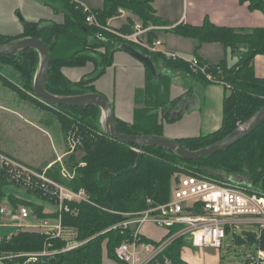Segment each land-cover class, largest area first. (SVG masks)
<instances>
[{
  "label": "trees",
  "instance_id": "obj_1",
  "mask_svg": "<svg viewBox=\"0 0 264 264\" xmlns=\"http://www.w3.org/2000/svg\"><path fill=\"white\" fill-rule=\"evenodd\" d=\"M53 1L58 2L57 8L63 14L61 21L21 18L22 30L15 35L0 34V44L24 37L43 40L50 54L45 89L59 96L100 93L95 89L94 82L112 65L114 52L122 50L120 44L125 40L120 34L134 31L132 18L140 20L144 27L166 24L156 14L153 0H103L101 8L90 9L95 13L100 26L85 21L87 13L80 3L74 0H51L50 3L53 4ZM241 1H248L251 10L260 9L264 12V0ZM121 8L129 13L125 23L115 30H109L106 28L108 20L119 15ZM171 30L192 38L195 51L204 42H219L236 58L231 65L226 59L217 64H207L200 60L201 64H205L203 72L194 70L189 64L190 60L167 56L129 42L148 55L157 67L161 62L166 68L181 71L203 85L212 83L207 79V74L224 83L227 92L222 100L220 126L205 134L175 139L186 148L197 150L228 135L264 106V78L255 75L252 65L255 55L264 54V26L235 29L215 25L206 19L201 25L177 24ZM157 32L155 29L146 32L149 43L157 37ZM98 33L101 37H97ZM39 63L40 56L34 48L23 49L12 55H0V67H11L19 76L11 78L0 68V82L20 99L52 112L63 136L71 128L77 131L79 141L76 152L65 159L66 166L74 170V176L71 179L63 178L59 173V164L56 163L47 170V175L73 190L83 188L89 202H70L71 210L61 212L62 225L76 231V239L83 241L81 245L20 264H103V255L121 263L115 255V249L123 239L129 237L130 229L107 228L126 219L127 213L147 209V199L153 204L167 202L172 177L178 172L204 173L210 178L228 183H233L234 176H240L245 186L264 194V121L244 138L221 151L196 160L183 159L164 147L129 144L108 136L103 130L102 110L97 105L65 107L51 106L40 101L33 90ZM87 63H91L93 69L78 80H70L62 71L64 67H82ZM144 68L147 80L145 87L137 92L136 101L140 105L135 108L132 121H124L114 114L117 131L121 134L162 136L164 123L176 121L181 115V112L174 113L172 110L180 97H168L167 75L159 73L154 78L145 65ZM110 104L114 107L112 102ZM80 162L83 164L79 165ZM205 169L211 170V174ZM5 184L7 182L0 176V200L5 195L2 191ZM28 192L46 199L40 192ZM9 199L14 208L22 204L37 217L52 218L57 215L45 211L43 206L34 202L15 199L11 195ZM47 241L45 234L23 229L11 239L0 241V254L39 251ZM50 241L51 248L64 245L60 239ZM248 241L252 243L253 236ZM257 242L264 248V234ZM185 243L182 238H177L163 254L173 264H191L181 257Z\"/></svg>",
  "mask_w": 264,
  "mask_h": 264
},
{
  "label": "crops",
  "instance_id": "obj_2",
  "mask_svg": "<svg viewBox=\"0 0 264 264\" xmlns=\"http://www.w3.org/2000/svg\"><path fill=\"white\" fill-rule=\"evenodd\" d=\"M51 0H0V34L15 35L22 30L21 18L27 20H54L61 21L63 14L59 11L58 2ZM83 6L91 9H99L103 5V0H74ZM249 2L241 0H153L152 5L156 14L165 21V25H160L161 29L157 30V37L160 43L155 45V50L163 54H173L185 60L193 57L207 64H217L226 59L231 65L235 61V56L229 52L219 42H204L199 49L195 51V41L190 37H185L174 33L171 28L177 24L201 25L204 20L211 23L231 27L235 29H246L264 26V12L260 9H249ZM57 9V10H55ZM129 15L124 10L123 14L112 17L107 22L109 30H115L125 23V18ZM134 20V18H132ZM133 25L135 21H132ZM253 70L257 77L264 78V54H257L252 60ZM156 71L167 75L169 78L166 85V93L169 98L180 97L178 103L173 107V112H181L179 119L173 122H166L163 125V136L176 139L187 136H195L205 134L216 130L222 119V100L227 92L223 85L218 83H210L203 85L193 80L178 70H170L163 63L155 66ZM93 69L91 63H87L82 67H64L63 73L70 80H78L85 73ZM146 70L144 65L136 58L123 50H116L113 54V63L108 66L105 72L94 82L95 89L102 93L110 102L113 103V112L115 116L124 120L132 121L134 110L140 105L137 101V92L145 87ZM157 80L155 81V83ZM2 85V83H1ZM1 87V86H0ZM6 88L5 86H3ZM8 89V88H7ZM0 91L7 93L4 89ZM19 102L26 109L31 110L30 106L24 102ZM15 103V102H14ZM13 103V104H14ZM13 104H1L0 113H11L15 119L23 120L24 123L31 124L33 134H25L23 141L19 142L23 145L32 142V137L36 136L35 130L43 129L48 139L50 136V144L53 146L54 155L44 160L42 163H33L28 158L22 157L20 153L13 149L4 147L3 141H0V152H3L15 159L36 169L51 168L53 164H59V159L64 157L66 146L60 140L61 134L54 132L49 126L42 127L41 123L34 118L31 121L29 115L24 111L17 112L16 108L11 107ZM33 111V110H32ZM37 115V114H36ZM37 122V123H36ZM40 129H39V128ZM18 128V127H17ZM23 130V126L18 128ZM24 131V130H23ZM62 141V142H59ZM16 142V141H15ZM19 145V146H23ZM18 146V144H17ZM36 148L35 143L32 144ZM17 149V147H16ZM34 161V159H32ZM18 186L5 184L2 191L5 194L0 200V207L4 206L8 210H16L9 199L11 195L15 199H22L34 202L44 207L45 211L53 212L55 206L45 207L41 200L35 194H31L24 190L25 195L19 192ZM49 203V202H48ZM53 203V202H52ZM28 221H32L30 218ZM27 222V220H26ZM19 222L13 220L9 214L0 213V235H5L12 230ZM147 224V223H146ZM31 229L32 228H26ZM141 234L152 240H159L164 235V230L153 224L142 225ZM201 253V251H198ZM203 260H198L192 255L185 245L181 250L182 259L191 264H219L217 258L206 254ZM103 264H121L103 255Z\"/></svg>",
  "mask_w": 264,
  "mask_h": 264
},
{
  "label": "built area",
  "instance_id": "obj_3",
  "mask_svg": "<svg viewBox=\"0 0 264 264\" xmlns=\"http://www.w3.org/2000/svg\"><path fill=\"white\" fill-rule=\"evenodd\" d=\"M82 5V4H81ZM83 6V5H82ZM86 11L85 21L88 24L100 26L95 13L87 6H83ZM119 9V13L123 14ZM144 27L141 23H134V31L130 34H120L125 43H134L149 50H155V45L160 43V39L155 38L151 43L147 40L146 32L149 29L159 30L162 27L150 25ZM107 28V27H106ZM97 37H101L98 33ZM130 42V43H129ZM167 56L175 57L173 54ZM190 66L196 70L205 71V64L193 57L189 61ZM212 83L223 85L211 74L206 75ZM227 86V85H226ZM70 148L66 153H70L77 147L78 141L71 133L67 135ZM59 173L65 179L74 176V170L69 169L66 164L59 159ZM47 170L38 171L33 167L0 152V176L11 185L21 187L27 191H37L53 202L57 215L50 218L37 217L24 205H19L16 210H8L0 207L1 214L11 215L17 224L10 232L0 235V241L9 240L17 235L21 230L32 228L47 236L48 241L39 251L2 253L0 254V264H8L7 260L17 254L29 255L32 261L40 257L52 256L58 252L73 249L83 242L76 240V231L61 223V212L70 211V202H89L88 195L83 188L73 190L47 175ZM148 208L135 213H127L128 216L121 223L123 228L133 224L129 237L123 239L115 249L117 259L123 264H173L172 261L163 254L164 250L177 238L186 241L193 248L203 247L220 248L228 233H232L236 238L249 243V237L253 236L256 247L252 251L248 264H264V248L260 247L258 240L264 234V194L254 191L250 186L243 184L222 182L203 174L179 173L172 177L170 198L163 204H153L147 199ZM32 221H28V219ZM27 220V222H26ZM146 223H151L165 232L159 240L149 239L141 234V227ZM116 228V225L111 226ZM255 228L256 230H252ZM108 229V230H109ZM241 229L237 235L236 230ZM52 239H60L64 245L59 248H51ZM5 255V256H4Z\"/></svg>",
  "mask_w": 264,
  "mask_h": 264
},
{
  "label": "water",
  "instance_id": "obj_4",
  "mask_svg": "<svg viewBox=\"0 0 264 264\" xmlns=\"http://www.w3.org/2000/svg\"><path fill=\"white\" fill-rule=\"evenodd\" d=\"M120 47L142 64H144L154 78L158 77L155 65L150 57L131 44L122 42ZM34 48L40 56V63L36 72L33 90L35 97L40 101L54 106L61 105L65 107H84L97 105L102 110L103 130L108 136L121 142L137 144L141 146H158L167 148L178 154L181 158L187 160H196L206 157L218 151H221L230 145L244 138L248 133L258 127L264 121V106L258 110L246 123L240 125L237 129L224 136L220 140L197 150H190L180 144L177 140L159 135H140V134H121L117 131V124L114 117L113 107L110 101L101 93H86L74 96H59L49 93L45 89L46 78L50 66V54L46 43L35 37H24L6 44H0V55H12L17 52ZM232 181L236 184H243L244 179L240 176H234Z\"/></svg>",
  "mask_w": 264,
  "mask_h": 264
},
{
  "label": "rangeland",
  "instance_id": "obj_5",
  "mask_svg": "<svg viewBox=\"0 0 264 264\" xmlns=\"http://www.w3.org/2000/svg\"><path fill=\"white\" fill-rule=\"evenodd\" d=\"M122 10L124 11V9H122ZM133 21L142 24V22L136 18H134ZM148 27H151V26L149 25ZM0 68H1V71L3 73H5L7 76H9L11 78H16V77L18 78L19 77L18 74L11 67H7V66L3 65ZM0 86H1L0 87L1 90L4 89L7 92V93H5V92L0 91V103L1 104H13L15 102L13 105H10L11 107L16 108L15 111H17V112L24 111L27 115L30 116V118L32 119L31 121H34V118L37 117L36 120L41 123L42 127L47 128L49 133H51V130H49V126L52 125L51 126L52 130L54 132L56 131V133L59 132V134H61L60 140L62 138V141L64 142V145L66 146V149H67V147H69V149H71L70 144L68 142V138H67L68 137L67 135L69 133H71V136H75L74 140L79 139L78 134L76 133L77 131L74 128H71L70 132L68 134H66V136H63V134L60 130L59 123L56 120V118L52 112L40 109V107H36L32 103H29L27 101L20 99V97L14 91L10 90L9 88L7 89V87L4 88L3 85H1V82H0ZM17 101L24 102L25 104L29 105L31 110H29V109L27 110L26 107L22 106ZM7 114L9 115V117H6L3 112L0 113V141H3V143H5L4 147L9 148V149L14 148L15 150H17L18 153H20L22 155V157L28 158V161H32L33 163H38V164L42 163L44 160H46V159H48L54 155L53 146L49 142L50 136L48 139V137L45 135L47 133H45V131L43 129H40L39 127L38 128L40 129V131L35 130L36 136L34 137V135H33L32 142H30L29 144H26V145L19 143V142L23 141L25 134H27V133L33 134L34 129L32 128L31 124L24 123L23 120H20L21 118L15 119L11 113H7ZM102 120H104L103 117H102ZM22 126H23L24 131L18 130V128H20ZM57 137H58V133H57ZM60 140H59V142H62ZM33 143H35L36 148H34V146H32ZM17 144H18V146H17ZM20 144L23 146H19ZM11 147H13V148H11ZM16 147H17V149H16ZM75 152L76 151L73 149L70 153H66V155H64V157H61L62 163L66 164L65 159L69 156V154H73ZM12 158H14V157H12ZM32 159H34V161ZM82 164H83L82 162L79 163V165H82ZM34 169H36V168H34ZM59 169H60V165H59ZM36 170L42 171L43 169H36ZM205 171L210 172L208 174H211V172H212L209 169H205ZM179 173H181V172L175 173V175L177 176ZM214 174H216V173L214 172ZM205 175L208 176L207 174H205ZM18 190L20 193H23L25 195L24 190H22L21 188H19ZM30 194L33 197L32 193H30ZM34 198L36 200H41L42 204H45V207H50V206L53 207V203L49 199H38L36 197H34ZM53 212L56 213L55 211H53ZM124 220H126V219H124ZM124 220L115 224L116 227L123 228L121 223L124 222ZM147 224H150V223H147ZM147 224H145V225H147ZM109 228H107V230ZM127 228L133 229V224L128 225ZM123 229H125V228H123ZM252 230H256V229L253 228ZM236 233H237V235H239L241 233V229H237ZM75 236H77V234ZM77 241L83 242L81 240H77ZM186 246H187V249H189V252L192 255L196 256V258L198 260H200V259L203 260V258L205 256H207L206 254H208V255L214 257V259L217 258L219 260V264H248L247 260L249 259L250 255L252 254V251L256 247L255 244L248 243L247 241H243V240L237 241L232 233L227 234V236L223 240L220 248L203 247L202 249H198V248L191 247L190 244H188ZM60 249L61 248H59V250ZM198 251H201V253ZM61 252H64V251H61ZM6 253H11V252H6ZM12 253H18V252H12ZM29 258H30L29 255L17 254L14 257L7 260V262L9 261L8 264H20L22 262L23 263L33 262Z\"/></svg>",
  "mask_w": 264,
  "mask_h": 264
}]
</instances>
